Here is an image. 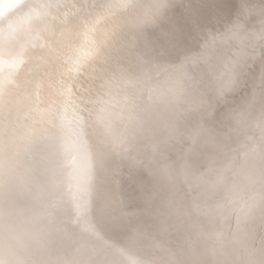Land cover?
Wrapping results in <instances>:
<instances>
[{"label": "bare ground", "instance_id": "obj_1", "mask_svg": "<svg viewBox=\"0 0 264 264\" xmlns=\"http://www.w3.org/2000/svg\"><path fill=\"white\" fill-rule=\"evenodd\" d=\"M28 2L0 24V264H264V0ZM115 23L136 83L101 112L86 59L73 119L59 72Z\"/></svg>", "mask_w": 264, "mask_h": 264}, {"label": "snow or ice", "instance_id": "obj_2", "mask_svg": "<svg viewBox=\"0 0 264 264\" xmlns=\"http://www.w3.org/2000/svg\"><path fill=\"white\" fill-rule=\"evenodd\" d=\"M51 7L50 4H32L28 0H9L8 3H0V24L6 22V18L9 13L14 10L19 12L20 15L16 16V19L9 20L8 32L12 35L14 31L22 27L23 25H31L33 21L41 20L47 15V10ZM101 9H119L127 7L130 11L135 10L138 5L130 3L128 5L110 4L99 5ZM165 5L161 4L157 6V9L163 8ZM246 7V6H245ZM264 14V12H262ZM101 15L98 14L95 20H88L84 24V35L87 37L91 31L100 22ZM119 23H115L111 30H105L102 32L99 39L88 41L86 51L77 52L74 58L71 60L69 67L64 72H59L60 79L56 82L58 84V94L65 105V114L71 115L73 119L78 117L79 99L77 95V83L71 78L73 72L88 73L90 76L93 72H89V67L81 68L86 59H91L95 64L99 65L102 70V75L95 73V95L92 96L90 102L100 105V111L103 112L112 102V91L117 85H133L136 81L130 75V65L122 63L121 58L116 55L118 50L127 51L132 45L133 41H122L119 38L118 29ZM217 37H211L206 42V46H212L215 44ZM188 59L187 57L185 58ZM22 59H13L10 61V67L15 69L22 63ZM105 66L107 69L105 70ZM59 71V70H56ZM228 73H231L232 69H227ZM68 77V79H65ZM10 79H0V90H2L7 83H10ZM260 87L264 92V63L261 66L260 74ZM90 94L92 90H89ZM127 101V97L124 98ZM69 109L71 110L69 113Z\"/></svg>", "mask_w": 264, "mask_h": 264}]
</instances>
